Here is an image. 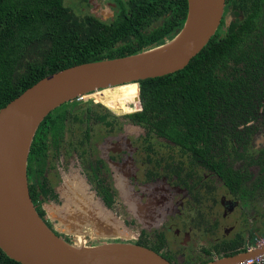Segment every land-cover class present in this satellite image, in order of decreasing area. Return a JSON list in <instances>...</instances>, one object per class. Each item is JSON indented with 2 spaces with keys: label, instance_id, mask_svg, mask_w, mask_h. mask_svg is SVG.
I'll return each instance as SVG.
<instances>
[{
  "label": "flooded vegetation",
  "instance_id": "af4514ba",
  "mask_svg": "<svg viewBox=\"0 0 264 264\" xmlns=\"http://www.w3.org/2000/svg\"><path fill=\"white\" fill-rule=\"evenodd\" d=\"M124 1L79 0L78 14L107 20L129 10ZM235 10L225 0L218 29L236 20ZM261 10L262 92L224 112L217 104L199 152L131 116L143 110L138 85V94L122 93L116 104L98 90L53 110L34 135L26 165L31 200L52 231L71 242L76 238L61 220L86 217L99 231L96 222L109 215L118 224L110 233L130 235L128 242L171 264H203L227 256L223 247L214 251L225 241L244 237L248 248L262 236L264 0Z\"/></svg>",
  "mask_w": 264,
  "mask_h": 264
},
{
  "label": "trees",
  "instance_id": "16d2710c",
  "mask_svg": "<svg viewBox=\"0 0 264 264\" xmlns=\"http://www.w3.org/2000/svg\"><path fill=\"white\" fill-rule=\"evenodd\" d=\"M226 2L236 9V20H227L225 30L220 27L183 69L140 80L143 110L131 115L194 153L210 132L217 104L224 112L230 103L252 102L262 92L257 85L263 76V0ZM122 5L129 10L100 20L79 17L65 0H0V108L55 71L133 54L171 39L187 13V0H126ZM128 90L132 93L134 86L118 87L106 99L116 104ZM244 240L234 237L222 249L227 255L245 251ZM0 264L21 263L0 249Z\"/></svg>",
  "mask_w": 264,
  "mask_h": 264
},
{
  "label": "water",
  "instance_id": "95a60500",
  "mask_svg": "<svg viewBox=\"0 0 264 264\" xmlns=\"http://www.w3.org/2000/svg\"><path fill=\"white\" fill-rule=\"evenodd\" d=\"M224 6L225 0H187L184 23L171 39L133 54L55 71L0 108V249L6 256L21 264H171L146 246L115 240L119 237L110 230L118 224L109 215L102 216L106 228L96 222L99 231L86 217L61 220L64 232L76 239L70 242L57 235L31 200L27 158L39 125L61 105L98 90L116 92L131 83L139 87L140 80L183 69L214 36ZM91 233L112 239L86 244L84 237H95ZM248 248L203 264H232L263 252L264 244Z\"/></svg>",
  "mask_w": 264,
  "mask_h": 264
},
{
  "label": "rangeland",
  "instance_id": "374dc122",
  "mask_svg": "<svg viewBox=\"0 0 264 264\" xmlns=\"http://www.w3.org/2000/svg\"><path fill=\"white\" fill-rule=\"evenodd\" d=\"M79 0H65V3L67 4V5H72L74 8L78 5V2ZM73 10H75V12L77 13V15L79 16V17H82L83 15H80L81 14V12L80 11H78L79 10V5H78V9H73ZM80 12V14H78ZM113 90V89H112ZM112 90H109L108 91V93L110 94V96L112 95ZM117 94V93H116ZM263 202H264V193H263ZM76 208H77V206H76ZM120 228H122V229H124L125 230V226H122V225H120ZM66 231H67V229H66ZM66 234H70V233H67V232H65ZM79 235L81 234V233H78ZM233 233H231L230 235H232ZM90 235H92V236H95V237H91V236H86V237H84L86 240V244H95V243H99L100 241H104V240H106V241H109V240H111V239H105V238H102V237H96V235L94 234V233H91ZM119 237L121 238V239H125L126 241H127V239H130L131 237H130V235H126V234H124V233H122V234H120L119 235ZM119 241V240H118ZM132 242V241H131ZM231 241H229L227 244L228 245H232L233 243L231 242ZM226 245L224 244V245H221L220 247H215V249H214V251H218V250H220L222 247H225ZM223 251H219V252H217V253H222ZM198 257V256H197Z\"/></svg>",
  "mask_w": 264,
  "mask_h": 264
},
{
  "label": "built area",
  "instance_id": "2783aa9c",
  "mask_svg": "<svg viewBox=\"0 0 264 264\" xmlns=\"http://www.w3.org/2000/svg\"><path fill=\"white\" fill-rule=\"evenodd\" d=\"M262 244H264V235L258 237L248 249L260 246ZM232 264H264V251L249 258H244L241 261Z\"/></svg>",
  "mask_w": 264,
  "mask_h": 264
},
{
  "label": "bare ground",
  "instance_id": "6f19581e",
  "mask_svg": "<svg viewBox=\"0 0 264 264\" xmlns=\"http://www.w3.org/2000/svg\"><path fill=\"white\" fill-rule=\"evenodd\" d=\"M122 86H125V87H131V86H134V91H132V93L135 95V94H138V88H137V84L136 83H131V84H125V85H122ZM121 87V86H120ZM106 90H109V89H106ZM129 92V90L127 91V93ZM123 94H126L125 91H122ZM125 96V95H124ZM122 101L125 103V100L124 98H122ZM70 102V101H69ZM114 107V106H113ZM115 108V107H114Z\"/></svg>",
  "mask_w": 264,
  "mask_h": 264
},
{
  "label": "crops",
  "instance_id": "0c3cea01",
  "mask_svg": "<svg viewBox=\"0 0 264 264\" xmlns=\"http://www.w3.org/2000/svg\"><path fill=\"white\" fill-rule=\"evenodd\" d=\"M263 233H264V231H263ZM263 235V234H262ZM254 243V242H253Z\"/></svg>",
  "mask_w": 264,
  "mask_h": 264
}]
</instances>
